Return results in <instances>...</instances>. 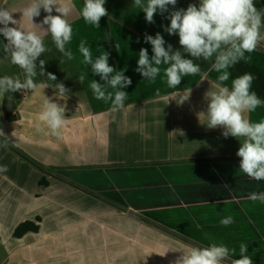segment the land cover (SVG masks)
Wrapping results in <instances>:
<instances>
[{
	"label": "crops",
	"instance_id": "1",
	"mask_svg": "<svg viewBox=\"0 0 264 264\" xmlns=\"http://www.w3.org/2000/svg\"><path fill=\"white\" fill-rule=\"evenodd\" d=\"M30 2L0 0V7L13 14L17 27L26 29L21 13ZM73 3L66 19L73 28L67 47L75 59L64 57L51 36L38 30L48 51L36 61L35 81L49 87L10 94L17 108L9 119L0 101V139L47 169L43 174L0 147V166H7L0 172V264H177L185 245L213 242L234 248L230 259H239V245L246 243L253 264H264V203L249 198L253 192L264 193V181L239 170V142L225 138L222 128L208 129L200 116L207 108L206 93L215 89L219 75L214 61L184 53L178 35L164 31L171 11L198 6L199 0H177L175 8L169 6L163 15L157 12L151 24L133 7V0H106L108 15L98 28L81 17L83 0ZM255 3L264 9V0ZM45 15L41 10L33 22L40 24ZM157 33L166 47L199 65L201 74L183 77L176 89L167 86L163 73L154 83L145 80L136 71L139 51L147 49L151 58L144 36ZM81 39L93 59L100 50L108 52L109 65L131 79L122 89L128 97L120 111L111 112L109 104L94 99L89 83L103 81L82 64L77 50ZM6 43L0 35V77L23 80L22 70L3 51ZM245 55L246 62L264 71V41ZM81 72L86 75L83 83L78 79ZM49 73L55 81H48ZM55 83H63L69 93L57 95L51 87ZM226 83L230 86L231 78ZM45 98L65 106L69 122L59 135L39 120ZM250 119H264V106ZM228 216L234 222L224 227L220 220ZM24 222L36 224L37 230L14 236Z\"/></svg>",
	"mask_w": 264,
	"mask_h": 264
},
{
	"label": "clouds",
	"instance_id": "2",
	"mask_svg": "<svg viewBox=\"0 0 264 264\" xmlns=\"http://www.w3.org/2000/svg\"><path fill=\"white\" fill-rule=\"evenodd\" d=\"M106 0H83L80 15L86 24L96 28L102 17L108 15ZM177 0H133V7L141 10L147 23H154V15L168 12L169 6L175 8ZM73 0H31L22 9V17L27 22L26 29L17 27L18 20L5 8L0 7V35L7 41L3 51L10 58L12 65L23 72V80L19 76L5 75L0 77V101L6 94L14 92L46 89L49 84H37L38 74L36 61L48 49L39 32L51 36L55 48L68 60H74V53L67 47L73 39V28L66 17L74 7ZM41 10L46 15L40 24L34 18L39 17ZM53 11L57 15H53ZM170 21L164 29L168 35H178L179 45L184 53L193 58L214 61L212 67L219 74L215 81V89L206 93L207 108L200 116L206 120L208 129L222 128V135L231 136L239 142L236 156L239 157V170L254 181H264V119L254 122L250 114L261 106L264 100L252 91L255 77L245 73L230 79V69L237 63L246 60V53L254 52L264 41V9L256 7L255 0H199L198 6L189 4L186 9L171 11L167 17ZM13 25V27H9ZM47 26L46 29L43 26ZM144 42L151 45L152 56L147 49L141 48L136 71L150 83H154L163 73L169 88L176 89L185 76L201 74L199 65L192 59L183 57L181 51L165 46L163 36L157 33L154 37L145 34ZM117 50L120 49L116 44ZM78 52L82 56V64L90 66L94 75L103 83L91 81L89 88L95 100L110 105L111 112H118L125 107L128 94L122 89L131 85V79L122 71H116L108 63L109 53L100 50V55L93 59L91 48L87 42L80 40ZM45 62L39 60V74H44ZM163 66V67H162ZM48 81H55V75L48 74ZM80 83L86 79L84 72L78 77ZM56 94L67 95L69 90L63 83L52 84ZM189 95H190V90ZM182 100L181 103L189 98ZM64 105L51 102L45 98L39 120L53 135L68 124ZM4 134L0 131V137ZM8 141H0V147H7ZM7 166H0V172H6ZM249 198L264 203V193L253 192ZM232 217H224L220 224L224 227L233 223ZM186 251L177 264H253L247 255V244L239 245V259H230L236 250L222 243H210L208 246L194 244L185 245Z\"/></svg>",
	"mask_w": 264,
	"mask_h": 264
},
{
	"label": "trees",
	"instance_id": "3",
	"mask_svg": "<svg viewBox=\"0 0 264 264\" xmlns=\"http://www.w3.org/2000/svg\"><path fill=\"white\" fill-rule=\"evenodd\" d=\"M229 71L231 73V75H230L231 79H234V78L241 76L245 73L252 74L255 77L253 84H252V91H255L256 94L260 97V99L264 100V71H262L256 65L248 63L246 61H241V62L237 63ZM14 93H19V92H14ZM10 94H12V93L6 94L2 100V113H3V116L5 119H9L11 117V115L16 111V108H17V104H16L15 100H13L10 97ZM0 141H3V140L0 139ZM7 148L10 149L12 152H14L18 157H20L21 159H23L24 161H26L27 163H29L30 165L35 167L37 170L42 172L43 174H47L46 167H44V166L40 165L39 163H37L36 161H34L32 158H30L29 156H27L26 154L21 152L18 148L14 147L13 145H11L9 143L7 145ZM53 177L59 181L66 183L63 179L57 177L56 175H53ZM41 184L42 185L46 184L45 179L42 180ZM67 184H69L70 186H72L78 190H81L85 193H88L89 195L94 196L92 193L86 191L85 189L80 188L77 185H74L71 183H67ZM36 230H37L36 224H34L32 222H24V223L20 224L15 229L13 235L17 237V236H21L22 234H24L26 232H35Z\"/></svg>",
	"mask_w": 264,
	"mask_h": 264
},
{
	"label": "rangeland",
	"instance_id": "4",
	"mask_svg": "<svg viewBox=\"0 0 264 264\" xmlns=\"http://www.w3.org/2000/svg\"><path fill=\"white\" fill-rule=\"evenodd\" d=\"M3 258V252L0 250V260Z\"/></svg>",
	"mask_w": 264,
	"mask_h": 264
}]
</instances>
